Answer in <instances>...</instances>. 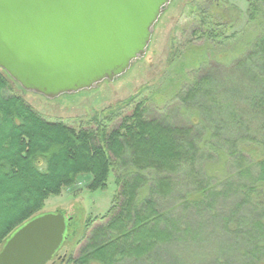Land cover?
I'll return each mask as SVG.
<instances>
[{"label": "trees", "instance_id": "trees-1", "mask_svg": "<svg viewBox=\"0 0 264 264\" xmlns=\"http://www.w3.org/2000/svg\"><path fill=\"white\" fill-rule=\"evenodd\" d=\"M247 1L249 22L264 15V0ZM215 14L196 32L221 43ZM15 84L0 68V250L49 196L90 174L88 189L110 176L117 189L101 216L59 210L61 244L90 232L68 263L264 264V32L232 61L202 65L158 116L142 99L74 127L48 120Z\"/></svg>", "mask_w": 264, "mask_h": 264}, {"label": "water", "instance_id": "water-1", "mask_svg": "<svg viewBox=\"0 0 264 264\" xmlns=\"http://www.w3.org/2000/svg\"><path fill=\"white\" fill-rule=\"evenodd\" d=\"M171 0H0V68L27 92L53 99L113 82L147 53ZM65 215L26 222L0 264H45L60 247Z\"/></svg>", "mask_w": 264, "mask_h": 264}, {"label": "rangeland", "instance_id": "rangeland-1", "mask_svg": "<svg viewBox=\"0 0 264 264\" xmlns=\"http://www.w3.org/2000/svg\"><path fill=\"white\" fill-rule=\"evenodd\" d=\"M215 1L219 2L217 8H214ZM247 9L246 0H171L154 25L145 56L113 82L105 80L94 88L63 94L51 100L25 91L13 80L16 83L14 86L18 94L48 120H60L74 127L89 125L95 128L92 117L107 115L109 111L128 115L134 102L142 99L147 101L148 111L158 116L159 111L168 110L174 104L175 94L191 82L202 65L211 62V59L219 64L232 61L246 53L256 37L263 34L264 15L249 22ZM213 10L216 14L212 20L226 25L224 36L227 38L221 43L209 41L196 32L201 27L200 20ZM205 28L203 26L201 30ZM129 97H133L134 101L127 102ZM121 116L109 125L118 126ZM257 151L254 155H258L260 149ZM76 179L59 195L49 196L38 212L58 213L61 212L59 210L70 209L80 214L81 218L86 214H104L117 189L113 177H109L106 188L96 191L87 188L90 174H80ZM89 233L87 231L77 242L75 239L63 242L52 264H70L67 261L78 255ZM214 249L211 245L209 249L200 250L209 252ZM177 255L183 257L184 251L177 252Z\"/></svg>", "mask_w": 264, "mask_h": 264}, {"label": "flooded vegetation", "instance_id": "flooded-vegetation-1", "mask_svg": "<svg viewBox=\"0 0 264 264\" xmlns=\"http://www.w3.org/2000/svg\"><path fill=\"white\" fill-rule=\"evenodd\" d=\"M247 1V0H246ZM248 2V1H247ZM57 256V255H56ZM57 259V257H54V259L52 258L51 260H50V262H51V264L53 263V262H55V260ZM48 264V263H47Z\"/></svg>", "mask_w": 264, "mask_h": 264}]
</instances>
